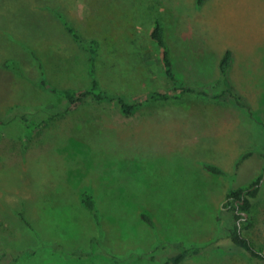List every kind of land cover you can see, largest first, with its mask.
<instances>
[{
	"label": "rangeland",
	"instance_id": "374dc122",
	"mask_svg": "<svg viewBox=\"0 0 264 264\" xmlns=\"http://www.w3.org/2000/svg\"><path fill=\"white\" fill-rule=\"evenodd\" d=\"M93 2L0 0V264H162L171 253L158 246L166 240L206 247L181 264H264L227 250L236 220L225 203L232 187L264 170V0H104L125 14L119 23L126 20L129 34L123 45L103 47L97 61L109 90L133 97L167 88L161 48L150 37L160 19L176 72L191 85L210 91L221 57L233 49L230 78L254 117L233 99L195 94L151 102L132 115L95 100L64 114L67 102L38 84L36 56L55 86L88 87V53L58 14L92 37L99 30L89 21L98 15ZM17 105L29 109L13 110ZM23 115L48 123L27 139ZM85 190L95 195L103 236L82 202ZM253 204L247 233L264 242V180ZM53 241L95 254L68 259L45 245Z\"/></svg>",
	"mask_w": 264,
	"mask_h": 264
},
{
	"label": "trees",
	"instance_id": "16d2710c",
	"mask_svg": "<svg viewBox=\"0 0 264 264\" xmlns=\"http://www.w3.org/2000/svg\"><path fill=\"white\" fill-rule=\"evenodd\" d=\"M205 1L206 0H197V4L203 5ZM102 3H105V5L102 6ZM93 6H97L98 15H91L89 21L95 22L96 25L98 24L97 29L99 30L97 31L98 33H95L92 37H86L76 26L70 24L65 19L63 14H58L77 44L84 48L88 53V72L91 77V83L88 87L76 89L55 86V84L48 79L43 62L40 60L39 56H36L41 69V76L38 80V84L44 89L56 94L63 101L67 102L68 107L63 111L64 114L76 111V109L80 108L83 104L95 100L99 102L117 104L124 114L132 115L137 110L150 104L151 102L180 99L183 96L195 94L203 97V99H213L216 101L233 99L239 106L247 108L250 115L254 117V111L251 104L238 91L236 85L230 78V69L235 59L233 49H227L221 57L218 66L220 69V78L212 85V89L210 91L206 90L204 87L191 85V83L189 84L183 81L176 72L174 65V53L169 45L168 33L165 24L160 19H157L152 26L150 37L155 40L161 48L163 68L168 80L171 82V85L165 89H153L133 97L127 93L116 92L105 88L100 79L97 62L99 60L101 49L105 46H112L115 48L119 43H122L123 45V42L128 40V36L126 35L125 37V34L128 32L125 30L126 20L119 23L120 19L125 17V14L121 12L118 6L109 5L104 2V0H94ZM90 27L93 28V26ZM130 36L134 38L132 34H130ZM129 45H132V43ZM134 47H136V45H134ZM144 61L147 62L146 64L148 65H154V63H156L155 58H152L151 61H149L146 59V56H144ZM144 61L141 60L139 63L141 64L139 71L142 73L146 70V68L143 67L146 65L144 64ZM12 64H14V60L12 62L11 60L6 61L7 67L13 68ZM14 109L27 111L29 107L17 105L14 106L13 110ZM21 121L25 124V136L27 139L40 132L48 123V119L37 120L35 117H29L27 115H23L21 117ZM0 123L2 122L0 121ZM261 124L264 125V122L261 121ZM252 154L253 152L244 154L238 164ZM261 156V159L264 161V153H261ZM205 167L214 173L227 174L222 167L215 164L205 163ZM263 180L264 170L259 176L252 179L248 183L232 187L227 194V202L225 203L226 206L233 212L236 220L234 227L231 229V243L226 246L227 250L244 251L252 260L264 263V242H256L247 233V230L254 224L253 203L261 191ZM81 197L83 204L93 214L99 226V235L103 236V230L100 228L101 214L96 203V198H94V193L91 190H85ZM19 215L27 224H31L26 217L24 210H20ZM143 217L151 222V218L148 214L144 213ZM96 239L98 238L96 237ZM45 245H48L61 256L68 259L83 260L95 254V250L87 249L85 247H78L76 249L69 250L57 241L46 242ZM158 246L163 248L169 247V249H171V253L162 262V264H181L183 261L204 252L206 249L205 246L198 244L187 245L182 240H166L160 242ZM102 252L113 261L118 262L121 260L118 255L110 252L106 248L102 249ZM9 262V264H13V261Z\"/></svg>",
	"mask_w": 264,
	"mask_h": 264
}]
</instances>
